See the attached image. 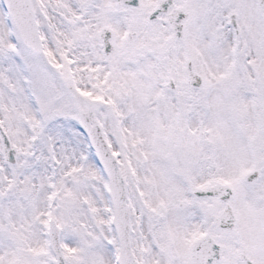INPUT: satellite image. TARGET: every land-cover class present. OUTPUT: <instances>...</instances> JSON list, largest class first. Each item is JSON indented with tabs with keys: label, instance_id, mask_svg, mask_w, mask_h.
Wrapping results in <instances>:
<instances>
[{
	"label": "snow or ice",
	"instance_id": "obj_1",
	"mask_svg": "<svg viewBox=\"0 0 264 264\" xmlns=\"http://www.w3.org/2000/svg\"><path fill=\"white\" fill-rule=\"evenodd\" d=\"M0 264H264V0H0Z\"/></svg>",
	"mask_w": 264,
	"mask_h": 264
}]
</instances>
